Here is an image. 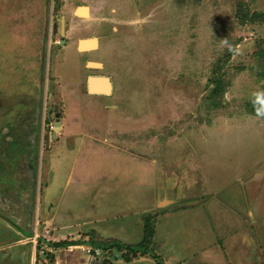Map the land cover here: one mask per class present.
Masks as SVG:
<instances>
[{"label": "rangeland", "instance_id": "obj_1", "mask_svg": "<svg viewBox=\"0 0 264 264\" xmlns=\"http://www.w3.org/2000/svg\"><path fill=\"white\" fill-rule=\"evenodd\" d=\"M253 12L264 0H0V240L17 236L1 264H134L124 243L141 241L173 193L245 204L264 238V113L249 104L264 98V22L241 19ZM90 76L109 77L112 94L90 93ZM108 170H122L116 185ZM116 218L134 226H120L124 243L101 233ZM171 221L173 234L188 228ZM169 223L158 220L159 235Z\"/></svg>", "mask_w": 264, "mask_h": 264}, {"label": "crops", "instance_id": "obj_2", "mask_svg": "<svg viewBox=\"0 0 264 264\" xmlns=\"http://www.w3.org/2000/svg\"><path fill=\"white\" fill-rule=\"evenodd\" d=\"M86 149H90L87 147ZM95 151V150H94ZM121 155H124L121 153ZM144 172L145 168L142 169ZM82 176V181H88V177H83V174L76 172ZM103 173H109L110 184L116 185V178L122 176V170H108ZM121 173V174H120ZM148 173V174H147ZM75 174V173H74ZM72 174V175H74ZM144 176V173H142ZM91 175V174H90ZM71 176V175H70ZM89 176V175H84ZM93 176V173L92 175ZM150 176L149 171L145 170V178H141V183L145 184ZM127 177V176H126ZM124 177L123 180L127 178ZM115 178V180H114ZM120 179V178H119ZM74 180H77L76 178ZM73 181V179L71 180ZM78 181V180H77ZM80 182V181H79ZM106 183V182H105ZM107 183V184H108ZM51 190V189H50ZM163 196H167L163 193ZM52 195V192H51ZM161 196V195H160ZM159 196V197H160ZM158 197V195H157ZM170 200L165 197L164 203L166 206L158 209L155 213V227L153 235V247L159 250H152L150 253L138 254L131 263L134 264H264V238L262 233V217L256 212L245 213L244 205L236 207L235 205L224 206V202H214L205 200L202 203L189 202L185 204L184 198H180L177 193H173V198ZM175 198H178L175 200ZM51 202V201H50ZM184 204H183V203ZM130 204V202H129ZM223 204V205H222ZM134 209V206L124 207V210ZM123 211V209H122ZM124 212V211H123ZM127 212V211H126ZM119 211L114 214H118ZM150 213V212H148ZM100 214L99 217L110 223L109 214ZM108 216V217H107ZM112 216V214H111ZM164 217L170 221L169 230L162 235L156 231L157 223L160 218ZM177 217H182L188 228L181 233L173 234L176 226H171L172 221ZM115 220L114 229H103L101 233H106L108 239H115L121 243L119 228H123L126 232L132 233L134 226H131L130 219L124 218L117 222ZM102 222V221H100ZM62 226H69L68 222H60ZM130 224V226H129ZM140 229L143 228L139 227ZM144 229V228H143ZM113 230V231H112ZM106 237V236H105ZM144 232L142 235L143 240ZM140 241V242H141ZM139 243H124L125 245H135ZM4 257V256H3ZM6 257V256H5ZM11 258V256H8ZM8 258V259H10ZM85 264H95L97 258H86ZM0 258V264H1ZM9 262H12L10 260ZM116 263H123L121 259L115 260ZM15 264V261L12 262Z\"/></svg>", "mask_w": 264, "mask_h": 264}, {"label": "trees", "instance_id": "obj_3", "mask_svg": "<svg viewBox=\"0 0 264 264\" xmlns=\"http://www.w3.org/2000/svg\"><path fill=\"white\" fill-rule=\"evenodd\" d=\"M242 5L239 6V8L237 9V13H239L240 11H242L241 7ZM248 14V13H247ZM250 16H244L242 17V21L243 22H253V21H257V22H264V13L261 12H253V14H249ZM259 56L261 57V59L264 60V51H261ZM215 88L212 90L214 95H223L224 91H225V87H226V83L224 81V79H222V77H218L215 81ZM250 107L252 109V111H254V113L257 114H261L264 113V98H254L252 99L250 102ZM153 221V217H147L144 220V237L143 240L135 245H123V248L126 249V256L128 257L129 255H132L134 257L138 256V254H146V253H150L152 251L151 249V243H152V239H153V235H154V222ZM75 243H81L79 242H74ZM65 246V245H71V244H67L65 242H62L61 244H55L56 247H61V246ZM93 245H95V247L98 248H102L103 250H107L108 248L113 247L114 245H120L117 243H113V242H109V243H97L94 242Z\"/></svg>", "mask_w": 264, "mask_h": 264}, {"label": "water", "instance_id": "obj_4", "mask_svg": "<svg viewBox=\"0 0 264 264\" xmlns=\"http://www.w3.org/2000/svg\"><path fill=\"white\" fill-rule=\"evenodd\" d=\"M80 8H83V7H80ZM87 40H93L94 42H96V46H94V47H82V43L86 42ZM97 44L98 43H97L96 38L80 40L79 41V50H82V51L90 50L92 48H96ZM88 65L90 67H95V68L102 67V64L97 63V62H89ZM101 82H102V85L104 84L106 86L104 89H101L99 87L100 85H98ZM87 89L92 94L110 95V94H112V91H113V84H112L111 79L107 76H90L88 78V81H87ZM56 124L59 125L58 122Z\"/></svg>", "mask_w": 264, "mask_h": 264}, {"label": "flooded vegetation", "instance_id": "obj_5", "mask_svg": "<svg viewBox=\"0 0 264 264\" xmlns=\"http://www.w3.org/2000/svg\"><path fill=\"white\" fill-rule=\"evenodd\" d=\"M62 42H65V40H64L63 37H62ZM60 43H61V41H60ZM60 43H59V44H60ZM66 70H67V69H66ZM66 70H65V71H66ZM66 73H67V72H66ZM33 145H35V144L33 143ZM33 145H32V146H33ZM33 147H35V146H33ZM34 151H35V150H34ZM31 152H32V153H31ZM29 153H30L31 155H34V154H35V152H33V150H32V151L30 150ZM30 154H29V155H30ZM26 156H28V152H27V154L25 153V156H24V157H26ZM29 171L31 172V174H32L33 177L36 176V171L33 169V167H30ZM8 219H9V218H8ZM8 219H7V220H8ZM7 222H9V224H10L11 226H12V225H13V226H16V225H17L15 222L10 221V220L7 221ZM16 239H17V236H13V237H9L8 240H0V246H1V244L6 243V242H9V243H14V242H15V243H16ZM1 254L4 255L5 252H2Z\"/></svg>", "mask_w": 264, "mask_h": 264}, {"label": "bare ground", "instance_id": "obj_6", "mask_svg": "<svg viewBox=\"0 0 264 264\" xmlns=\"http://www.w3.org/2000/svg\"><path fill=\"white\" fill-rule=\"evenodd\" d=\"M78 13L84 14V15L87 14V8L83 7V8L78 9ZM94 46H96V42H94L93 40H87L86 42L82 43V47H94ZM98 85H100L99 87L101 89H104L106 87L104 84L102 85V82L99 83Z\"/></svg>", "mask_w": 264, "mask_h": 264}, {"label": "built area", "instance_id": "obj_7", "mask_svg": "<svg viewBox=\"0 0 264 264\" xmlns=\"http://www.w3.org/2000/svg\"><path fill=\"white\" fill-rule=\"evenodd\" d=\"M80 248H82L83 251H86L90 255L95 254L98 256L101 253L100 249L91 248L90 246H87V245H80Z\"/></svg>", "mask_w": 264, "mask_h": 264}]
</instances>
